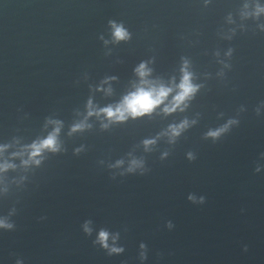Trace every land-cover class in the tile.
Returning <instances> with one entry per match:
<instances>
[{
    "label": "water",
    "instance_id": "95a60500",
    "mask_svg": "<svg viewBox=\"0 0 264 264\" xmlns=\"http://www.w3.org/2000/svg\"><path fill=\"white\" fill-rule=\"evenodd\" d=\"M257 5L264 0H0V145L16 165L0 173V219L12 225L0 227V264H264ZM142 63L167 85L187 65L198 90L183 111L88 116L90 100L100 109L133 91ZM56 127L59 150L39 165L13 156Z\"/></svg>",
    "mask_w": 264,
    "mask_h": 264
},
{
    "label": "clouds",
    "instance_id": "9594fccd",
    "mask_svg": "<svg viewBox=\"0 0 264 264\" xmlns=\"http://www.w3.org/2000/svg\"><path fill=\"white\" fill-rule=\"evenodd\" d=\"M247 7V6H246ZM264 12V7L257 5L256 15ZM115 29V37L119 39H127L128 33L123 29L122 26L113 25ZM136 74L139 77V83L134 85V90L125 95L122 100L116 105H109L104 108L94 109L92 101H89V112L88 116H104L109 122H123L129 117L137 118L147 114L153 113L158 107L164 105L162 111L165 114H170L177 110L183 111L186 107V102L192 98V96L198 90V85L193 84L192 74L187 71V65L182 69L183 75L181 77L180 83L175 84L173 81L172 85H167L162 82L155 80H150L148 77L151 75V69L147 67L145 63L140 64L136 68ZM108 93L110 94L111 89L109 88ZM175 92L172 96L170 103H165L168 100L170 94ZM59 125L60 122H54ZM188 126V121L185 120L179 125H172L169 128V133L172 137H176L180 132ZM85 127L83 123L76 124L72 131H77ZM103 127H108L104 124ZM59 127L49 134L45 139L37 142H33L31 145L24 146L21 152L13 153V156L23 157L25 152L27 153V159H22V164L27 167L30 164H40V160L37 157L41 156L45 150L48 151H58L59 143L57 139V134L59 133ZM225 129H221L218 132H210L209 135L215 137L220 134V132ZM145 146L155 143L154 140H146ZM9 145H0V173L6 172L9 168H15L16 165L3 159V153L7 151ZM122 163V162H118ZM134 165L141 164L142 162L133 161ZM132 170V169H130ZM0 227L11 228L12 225L7 223L5 220L0 219ZM109 234L107 232L100 233V242L107 247V240ZM112 251H122V249L113 248Z\"/></svg>",
    "mask_w": 264,
    "mask_h": 264
}]
</instances>
